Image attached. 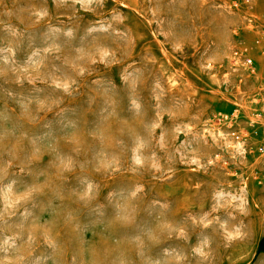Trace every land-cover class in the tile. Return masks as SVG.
<instances>
[{
    "label": "rangeland",
    "instance_id": "rangeland-1",
    "mask_svg": "<svg viewBox=\"0 0 264 264\" xmlns=\"http://www.w3.org/2000/svg\"><path fill=\"white\" fill-rule=\"evenodd\" d=\"M262 93L264 0H0V264H247Z\"/></svg>",
    "mask_w": 264,
    "mask_h": 264
},
{
    "label": "crops",
    "instance_id": "crops-1",
    "mask_svg": "<svg viewBox=\"0 0 264 264\" xmlns=\"http://www.w3.org/2000/svg\"><path fill=\"white\" fill-rule=\"evenodd\" d=\"M249 259L247 264H264V213H262L260 230Z\"/></svg>",
    "mask_w": 264,
    "mask_h": 264
},
{
    "label": "built area",
    "instance_id": "built-area-1",
    "mask_svg": "<svg viewBox=\"0 0 264 264\" xmlns=\"http://www.w3.org/2000/svg\"><path fill=\"white\" fill-rule=\"evenodd\" d=\"M262 95H264V93H262ZM262 102H264V97H262ZM220 119L230 125H235V122L239 121V117L237 114L224 115L220 117ZM237 129H238L239 135L236 136V138H237V142L240 144H245L248 140V135L254 131V128L248 125L238 126Z\"/></svg>",
    "mask_w": 264,
    "mask_h": 264
}]
</instances>
